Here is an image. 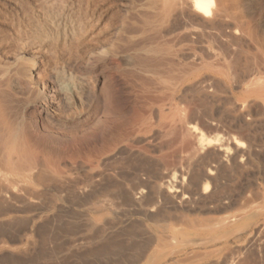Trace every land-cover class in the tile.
<instances>
[{"label":"rangeland","instance_id":"obj_1","mask_svg":"<svg viewBox=\"0 0 264 264\" xmlns=\"http://www.w3.org/2000/svg\"><path fill=\"white\" fill-rule=\"evenodd\" d=\"M69 1L0 0V170L21 174L35 190L14 200L19 206L11 202L17 208L0 203V264H150L149 256L162 257L156 264H264V216L217 232L182 224L206 228L261 204L264 0H220L225 13L212 19L216 29L198 19V34L187 21L173 25L174 5L72 0L77 19L102 21L101 34L39 44V16L64 12ZM61 71L83 82L81 105L59 96L54 75ZM218 138L231 153L237 144L252 147L255 157L246 170L219 169L215 198L226 204L216 209L190 194L204 158L215 166ZM183 180L192 184L180 189L184 197H194L186 207L170 195L176 187L166 190Z\"/></svg>","mask_w":264,"mask_h":264},{"label":"bare ground","instance_id":"obj_2","mask_svg":"<svg viewBox=\"0 0 264 264\" xmlns=\"http://www.w3.org/2000/svg\"><path fill=\"white\" fill-rule=\"evenodd\" d=\"M44 1V0H43ZM96 0H88V2L90 3V2H95ZM226 1V0H225ZM78 2V1H77ZM236 2H238V1H236ZM47 3H50V2H47ZM47 3H45V4H47ZM133 3V2H132ZM16 4V3H15ZM74 3H73V1L72 0H70L69 1V4H68V6H67V8H66V10H64V12H60V13H54V12H50L49 10H48V13H46V11H45V13H42V15L41 16H39V22H38V26H37V28H38V30H39V34H37V35H39L40 37L38 38V39H40V42H39V44H44V43H49L50 42V40H52L53 38H60V37H62V38H95V37H98L100 34H101V31H100V24L102 23V21H101V23H100V21H97V22H95L94 24H93V19H91V20H84V21H81V20H79V19H77V17H75L74 15V5H73ZM96 4V3H95ZM136 5H137V3H135ZM134 4V5H135ZM52 5V4H51ZM79 5V4H78ZM139 5V4H138ZM172 5H174V8H175V10H174V13H173V19H172V23H173V25L176 27V26H179V24H182L184 21H187L188 23H190L191 25H195L196 23V21H198V19H201V21L203 20L206 24H207V26L209 25H211V23H212V19H215V18H221L223 15H224V13H225V9H224V7H223V4H222V2L220 1V0H143V2H142V5H141V8H152V9H157V8H159V7H161L160 9H166V8H168V7H170V6H172ZM240 5H241V3H240ZM37 5L35 4V7H36ZM132 6H133V4H132ZM50 7V6H49ZM130 7V6H129ZM238 7V6H237ZM34 8V7H33ZM47 8V7H46ZM89 8H92V7H89ZM88 8V9H89ZM134 8V7H133ZM132 8V9H133ZM140 8V7H139ZM140 8V9H141ZM38 9V8H37ZM45 9V8H44ZM48 9V8H47ZM52 9H53V7H52ZM59 9V8H58ZM64 9V8H63ZM96 9V8H95ZM139 9V10H140ZM171 9V10H172ZM41 10V9H40ZM39 10V11H40ZM43 10V9H42ZM138 9H136L135 11H137ZM170 10V9H169ZM32 11H33V9H32ZM31 11V12H32ZM44 11V10H43ZM42 11V12H43ZM55 11V10H54ZM59 11H62V10H59ZM80 11V10H79ZM131 11V10H130ZM129 11V12H130ZM132 11H134V10H132ZM164 11V10H163ZM31 12H30V14H31ZM41 12V11H40ZM56 12V11H55ZM77 12V11H76ZM160 12V11H159ZM81 13V12H80ZM88 13V12H87ZM90 13V12H89ZM88 13V16L89 15H91V14H89ZM93 13V12H92ZM134 13V12H133ZM145 13H147V12H145ZM29 14V15H30ZM36 14V13H35ZM137 14V13H136ZM162 14V13H161ZM169 14V13H168ZM23 15V14H22ZM78 15V14H77ZM85 15H87V14H85ZM96 15V14H95ZM129 15H130V13H129ZM138 15V14H137ZM136 15V16H137ZM148 15H150V14H148ZM163 15V14H162ZM166 15H167V13H166ZM82 16V15H81ZM25 17V16H24ZM27 17H31V16H27ZM85 17V16H84ZM87 17V16H86ZM147 17V16H146ZM234 17V16H233ZM80 18V17H79ZM88 18V17H87ZM86 18V19H87ZM138 18H140V17H138ZM149 18V17H148ZM166 18V17H165ZM223 18V17H222ZM226 18H228V15H227V17ZM230 18V17H229ZM35 19V18H34ZM82 19H83V17H82ZM88 19H90V18H88ZM142 19V18H141ZM147 19V18H146ZM145 19V20H146ZM152 19V18H151ZM150 19V20H151ZM169 19V18H168ZM22 20H23V18H22ZM31 20H33V18L31 19ZM38 20V19H37ZM150 20H147V21H150ZM36 21V20H35ZM96 21V20H95ZM153 21H155V20H153ZM200 21V22H201ZM24 22H25V20H24ZM27 22V21H26ZM29 22V21H28ZM104 22V21H103ZM107 22V21H106ZM124 22V21H123ZM128 22V21H127ZM133 22V21H132ZM33 23V22H32ZM32 23H31V25H32ZM134 23V22H133ZM147 23V22H146ZM171 23V22H170ZM218 23V22H217ZM220 23V22H219ZM229 23V22H228ZM83 24L86 26L85 27V30H82V27H83ZM35 25V24H34ZM186 25V24H185ZM202 25H204L203 23H202ZM216 25V24H215ZM35 26V27H36ZM183 26V25H182ZM213 26H214V23H213ZM218 26V25H217ZM220 26V25H219ZM224 26V25H223ZM226 26V25H225ZM18 27V26H17ZM192 27H195V30H196V27H198L197 25H195V26H192ZM199 27H201V26H199ZM203 27V26H202ZM201 27V28H202ZM211 27V26H210ZM19 28V27H18ZM21 28V27H20ZM23 28V27H22ZM102 28V27H101ZM104 28V27H103ZM172 28V27H171ZM177 28V27H176ZM203 28H205V27H203ZM211 28H214V27H211ZM218 28V27H217ZM222 29H223V27H221ZM221 28H220V30H221ZM24 29H26V28H24ZM28 29V28H27ZM26 29V30H27ZM84 29V28H83ZM107 28H105V30H106ZM182 29V28H181ZM190 29V28H189ZM210 29V28H209ZM214 29H216V28H214ZM224 29H226V28H224ZM232 29H234V28H232ZM178 30V29H177ZM192 30V29H191ZM194 30V31H195ZM201 30V29H200ZM231 30V29H230ZM240 30V29H239ZM27 31H29V30H27ZM26 31V32H27ZM211 31H212V29H211ZM213 31H215V30H213ZM14 32V31H13ZM22 32V31H21ZM29 32H31V31H29ZM103 32V31H102ZM198 31L196 30V34H198L197 33ZM202 32V31H201ZM207 32V31H206ZM218 32V31H217ZM17 33V32H16ZM25 33V32H24ZM191 33V32H190ZM195 33V32H194ZM220 33V32H219ZM18 34H19V32H18ZM17 34V35H18ZM26 34H29V33H26ZM32 34H34V33H32ZM218 34V33H217ZM221 34V33H220ZM228 34V33H227ZM226 34V35H227ZM13 35H14V33H13ZM25 35V34H24ZM30 35V34H29ZM120 35V34H119ZM123 35V34H122ZM201 35V34H200ZM222 35V34H221ZM220 35V36H221ZM231 35V34H230ZM9 36V35H8ZM35 36V35H34ZM116 36H118V35H116ZM195 36V35H194ZM206 36V35H205ZM229 35H227V37H228ZM14 37V36H13ZM22 37V36H21ZM25 37V36H24ZM30 37V36H29ZM32 38H34L33 36H31ZM37 37V36H36ZM197 37V36H196ZM230 37V36H229ZM11 38V37H10ZM14 39V38H13ZM19 40H20V38H18ZM17 39V40H18ZM23 39V38H22ZM21 39V40H22ZM27 39H28V37H27ZM9 40V39H8ZM70 40V39H69ZM78 40V39H77ZM87 40V39H86ZM12 41H14V40H12ZM63 41V40H62ZM72 41V40H71ZM71 41H69V42H71ZM76 41V40H75ZM89 41V40H88ZM26 42V41H25ZM34 42V41H33ZM76 42H78V41H76ZM93 42V41H92ZM95 42V41H94ZM17 43V42H16ZM22 43V42H21ZM60 43V42H59ZM58 43V44H59ZM63 43V42H62ZM72 43V42H71ZM81 43V42H80ZM83 43V42H82ZM25 44V43H24ZM30 44H32V43H30ZM37 44V43H36ZM52 44V43H51ZM50 44V45H51ZM53 44H55V43H53ZM57 44V43H56ZM65 43H63V45H64ZM89 44V43H88ZM19 45H21V47L22 46H24V45H22V44H19ZM26 45V44H25ZM35 45V44H34ZM32 46V45H31ZM30 46V47H31ZM71 46V45H70ZM77 46V45H76ZM38 47V46H37ZM40 47V46H39ZM33 48V49H31L30 51H31V53H34L35 54V52L38 50V49H40V48ZM50 48H51V46H49ZM22 49V48H21ZM22 52V51H21ZM21 52H19V53H21ZM25 53H27V52H25ZM29 53V52H28ZM45 53V52H44ZM45 55V54H44ZM17 57V56H16ZM20 57V56H19ZM24 57V56H23ZM25 58V57H24ZM35 58V57H34ZM38 58V57H37ZM36 58V59H37ZM14 60V59H13ZM19 60V59H18ZM28 60V59H27ZM12 61V60H11ZM19 61H21V60H19ZM39 61V60H38ZM5 63H6V61H4ZM30 62V61H29ZM35 62V61H34ZM10 63V62H9ZM17 64H18V62H17ZM1 65V64H0ZM23 65V64H22ZM26 65V64H25ZM2 66V65H1ZM14 66H16V65H14ZM21 67V66H20ZM22 68V67H21ZM1 69V68H0ZM64 69V68H63ZM5 70V69H4ZM13 70V69H12ZM11 70V71H12ZM24 70V69H23ZM26 70V69H25ZM58 70V69H57ZM7 71V70H6ZM5 71V72H6ZM16 71V70H15ZM14 74V73H13ZM9 75V74H8ZM19 75V74H18ZM31 75V74H30ZM52 75V74H51ZM20 76V75H19ZM37 76V75H36ZM39 76V75H38ZM5 77V73H3V71H0V81L2 80V78H4ZM7 78V77H6ZM22 78H24V76L22 77ZM79 78V77H78ZM21 79V78H20ZM36 79V78H35ZM45 79V78H44ZM33 80V79H32ZM34 81V80H33ZM36 81V80H35ZM86 81V80H85ZM5 82V81H4ZM54 82H55V85L56 86H54L55 87V89L57 88V90H58V94H59V96L62 98V100L63 101H65L66 103H78L79 102V104L81 105V103H80V100L82 99V96H83V94H84V89H83V87L84 86H82L83 85V82H81L80 80H78V79H76L71 73H69V72H65V71H61V72H57L55 75H54ZM2 83V82H1ZM0 83V85H1V88H3L2 87V85H3V83L1 84ZM206 83V82H205ZM32 84H33V82H32ZM35 84V83H34ZM33 84V85H34ZM37 86V85H36ZM31 87H33V86H31ZM34 88H35V86H34ZM37 88V87H36ZM87 88V87H86ZM219 89V88H218ZM223 89V88H222ZM221 89V90H222ZM1 91V90H0ZM1 96V95H0ZM2 97V96H1ZM9 101V100H8ZM82 102H84V100L82 101ZM232 103V102H231ZM77 106H78V104H77ZM237 107V106H236ZM232 108V107H231ZM262 110V109H261ZM244 112H245V109H244ZM261 112V111H260ZM263 112V111H262ZM262 117H264V114H263V116ZM242 123V122H241ZM248 125V124H247ZM259 125V124H258ZM247 127V126H246ZM248 128V127H247ZM251 128V127H250ZM255 128V127H254ZM262 128V127H261ZM249 131V130H248ZM255 134V133H254ZM250 135V134H249ZM264 135V134H263ZM201 137V136H200ZM241 137V136H240ZM250 137V136H249ZM202 138H204V137H202ZM255 139V138H254ZM206 140V139H205ZM218 140L221 142L222 140L221 139H219L218 138ZM217 140V141H218ZM224 140V139H223ZM248 140V139H247ZM214 141H215V139H214ZM218 141V142H219ZM249 141V140H248ZM254 141V140H253ZM258 141H260V140H258ZM205 142V141H204ZM212 142V141H211ZM219 142V143H220ZM224 142V141H223ZM223 142H221L222 143V145L223 144H225V142L223 143ZM256 142V141H255ZM261 142H263L262 140H261ZM208 143H209V141H208ZM213 143V142H212ZM217 143V142H216ZM221 143H220V145H221ZM231 142L229 141V144H230ZM243 143H244V141H243ZM246 143V142H245ZM248 143V142H247ZM246 143V144H247ZM249 143H250V141H249ZM257 143V142H256ZM260 143V142H259ZM210 144V143H209ZM228 144V145H229ZM252 144V143H251ZM219 145V144H218ZM215 146L214 147V151H213V158H215L214 160H215V166H212L211 165V163H212V159L211 158H208V160L206 161V158H204L205 159V164H204V166L203 167H200L201 169H202V171L203 172H201V174H200V176H199V178L197 179V182H196V184L195 183H193V184H195V192L193 193V194H190L191 196H196L197 198H194V197H191V201H192V198H194V199H198V200H204L205 202L207 201V202H211V204H214L215 202H216V209H218V208H221V207H224V205L226 204L225 202H223L224 201V199H219L218 201H216V189H217V178H218V176H221V174H222V172H221V174L220 175H218V173H219V169L220 168H229V169H234L235 171H238V170H246L245 168L247 167V165H249L250 164V162H251V160H250V162H249V157H250V155L252 154V151H254V149H252V147H248V148H246V146H243V145H241V144H237V147L235 146L234 148L236 149V151H235V149L233 150V152L234 153H231L230 152V149L228 148V149H226V148H224V145L223 146ZM227 145V144H226ZM235 145V144H234ZM245 145V144H244ZM254 145V144H253ZM202 146V145H201ZM204 146H205V144H204ZM203 146V147H204ZM249 146V145H248ZM210 147V146H209ZM226 147V146H225ZM227 147H230V146H227ZM257 147V146H256ZM260 147H262V146H260ZM232 148H233V146H232ZM231 148V149H232ZM257 148H259V146L257 147ZM203 149V148H202ZM256 149V148H255ZM205 150H206V148H205ZM211 151V150H210ZM256 151V150H255ZM258 151H259V149H258ZM257 153V152H256ZM255 153V154H256ZM261 154H263V153H260V155ZM207 155V154H206ZM264 156V155H263ZM251 157H255V155L254 156H251ZM250 157V158H251ZM197 159H198V156H197ZM196 159V161H198ZM210 159V160H209ZM264 159V158H263ZM202 161V160H201ZM257 161H258V159H257ZM264 161V160H263ZM194 162V161H193ZM203 162V161H202ZM207 162V163H206ZM259 162V161H258ZM262 163V162H261ZM195 164H196V162H195ZM2 165V164H1ZM184 167V166H183ZM196 167H197V165H196ZM199 167V166H198ZM197 167V168H198ZM2 169H3V167H2ZM0 170V203H1V206L4 204H9V203H13L14 205H17V203L15 204L14 203V200H18L19 199V201H20V198L23 196V195H25V194H27V193H30V191L32 192V191H35V190H33L34 189V187L32 186V184H30L29 182H28V180L26 179V178H24V177H21V174H18V175H20V177L19 176H13V175H10L9 173H6V172H3V170ZM200 169V170H201ZM236 169H238V170H236ZM259 169H260V167H259ZM5 170H7V169H5ZM192 170V169H191ZM249 170V169H248ZM250 170H252V169H250ZM257 170V169H256ZM184 171V170H183ZM196 171H199V169L198 170H196ZM186 172V171H185ZM233 172V171H232ZM231 172V173H232ZM249 172V171H248ZM257 172V171H256ZM36 173V172H35ZM167 173V172H166ZM182 173H184V172H182ZM192 173H194L193 171H192ZM191 173V174H192ZM198 173H200V172H198ZM235 173V172H234ZM239 173V172H238ZM242 173V172H241ZM253 173H254V170H253ZM16 174V173H15ZM25 174V173H24ZM24 174H23V176H24ZM168 174V173H167ZM26 175H29V174H27L26 173ZM169 175V174H168ZM183 175H185V174H183ZM223 175H226V174H224L223 173ZM252 175V174H251ZM262 175V174H261ZM30 176H31V174H30ZM29 176V177H30ZM41 176H44V173L42 172V174H41ZM47 175H45V177H46ZM162 176V175H161ZM160 176V177H161ZM231 176H232V174H231ZM235 176V175H234ZM26 177V176H25ZM45 177H42V181H44L43 180V178H45ZM47 177H49V176H47ZM258 177V176H257ZM28 178V177H27ZM163 178V177H162ZM165 178V177H164ZM192 179H193V177H191ZM256 178V177H255ZM29 179V178H28ZM31 179V178H30ZM33 179H34V176H33ZM67 179V178H66ZM251 179H253L252 177H251ZM251 179H250V181H251ZM188 180V179H187ZM194 180H196V179H194ZM194 180H192L193 182H194ZM221 180H223V179H221ZM221 180H219V181H221ZM254 180V179H253ZM252 180V181H253ZM258 180V179H257ZM42 181H39V183H41ZM47 182L49 181V180H46ZM46 181H44V182H42V183H45ZM36 182H38V180L36 179ZM47 182L44 184V185H47ZM171 182V181H170ZM258 182V181H257ZM256 182V183H257ZM50 183V181L48 182V185H51V183ZM59 183V182H58ZM160 183V182H159ZM166 183V182H165ZM177 183V182H176ZM219 183V182H218ZM255 183V184H256ZM36 184V183H35ZM38 184V183H37ZM171 184V185H170ZM170 184H168L167 185V187H166V190H169L170 189V187H172V188H175L176 187V190H173V191H170L169 193H170V195L172 196V198L174 199V200H178L177 202H179V203H183V202H189V200H190V197H184V195L185 194H183L182 193V191L180 190V189H184V187H185V185L187 184H185V180H183V182H181V183H178V185L177 186H172V183H170ZM245 184V183H244ZM254 184V183H253ZM261 184V183H260ZM174 185V184H173ZM176 185V184H175ZM187 185H189V186H191L192 184H191V181L189 182V184H187ZM258 186H259V184H257ZM54 186V185H53ZM189 186H187V189H189ZM248 186H250V185H248ZM44 187H46V186H44ZM141 187V186H140ZM156 187V186H155ZM221 187V186H220ZM251 187V186H250ZM259 187H261V186H259ZM191 188H193V187H191ZM222 188V187H221ZM244 188V187H243ZM257 189V188H256ZM37 190V189H36ZM185 190H186V187H185ZM184 190V191H185ZM248 190V189H247ZM255 190V189H254ZM261 190H263V189H261ZM163 191V190H162ZM187 191V190H186ZM220 191V190H219ZM250 191V190H249ZM256 192H258V191H255L254 193H256ZM263 192V191H262ZM34 193V192H33ZM33 193H30V195L31 194H33ZM36 193V192H35ZM144 193L145 192H143V191H141V192H139V196H145L144 195ZM164 193V192H163ZM185 193V192H184ZM189 193H192V192H188L187 194H189ZM223 193H224V191H223ZM246 193V192H245ZM249 193V192H248ZM38 194V192L36 193V195ZM225 194V193H224ZM247 194V193H246ZM259 194H260V192H259ZM34 195V194H33ZM39 195V194H38ZM137 195V194H136ZM232 195V194H231ZM240 195H241V193H240ZM251 195V197L253 196L252 194H250ZM139 196H137V197H139ZM170 196V197H171ZM188 196V195H187ZM226 196V195H225ZM244 196V195H243ZM31 197V196H30ZM223 198H224V196H222ZM134 198H136V197H134ZM169 198V197H168ZM236 198V197H235ZM246 198V197H245ZM253 198V197H252ZM257 198H259L258 197V195H257ZM29 199H31V198H29ZM37 199V198H36ZM140 199V198H139ZM194 199H193V201H194ZM229 199H231V198H227V200H229ZM249 199V198H248ZM247 199V200H248ZM251 199V198H250ZM259 199H261V198H259ZM13 200V201H12ZM33 200V199H32ZM141 200V199H140ZM195 200V201H196ZM232 200V199H231ZM237 200V199H236ZM241 200V199H240ZM245 200V199H244ZM253 200V199H252ZM19 201H18V203H19ZM136 201V200H135ZM204 201H203V203H204ZM242 201H243V199H242ZM251 201V200H250ZM249 200H248V202H250ZM27 202V201H26ZM163 202H164V200H163ZM173 202V201H172ZM196 202H198V201H196ZM195 202V203H196ZM229 202V201H228ZM230 202H232V201H230ZM253 202V201H252ZM255 202H256V200H255ZM11 203V204H12ZM233 203V202H232ZM237 202H235L234 204H236ZM245 203V202H244ZM243 203V204H244ZM247 203V202H246ZM245 203V204H246ZM12 204V205H13ZM23 204V203H22ZM177 204V203H176ZM175 204V205H176ZM207 204V203H206ZM210 204V203H209ZM210 204V205H211ZM255 204V203H254ZM13 205V207H16L17 208V206H19V204L17 205V206H14ZM26 205V204H25ZM156 205H157V203H156ZM160 205V204H159ZM195 205V204H194ZM194 205H193V207H194ZM27 206V205H26ZM154 207H155V205H153ZM161 206V205H160ZM160 206H156L157 207V210H158V207H160ZM182 206H184L183 204H182ZM186 206H188V205H186ZM186 206H184V207H186ZM190 206V205H189ZM198 206H200V205H198ZM207 206V205H206ZM234 206V205H233ZM241 205L239 204V207H240ZM247 206V205H246ZM248 206H249V204H248ZM3 207V206H2ZM6 209H7V207L6 206H4ZM181 207V206H180ZM229 207V206H228ZM236 207V206H235ZM234 207V208H235ZM238 207V206H237ZM1 208V207H0ZM9 208V207H8ZM15 208V209H16ZM175 208V207H174ZM199 208V207H198ZM233 208V209H234ZM5 209V210H6ZM15 209H14V211H15ZM18 209H19V207H18ZM18 209H16V210H18ZM20 209H21V207H20ZM156 209V208H155ZM155 209H152V211H154ZM177 209V208H176ZM178 209H180L181 210V208H178ZM188 209V208H187ZM208 209H212V208H210L209 206H208ZM22 210V209H21ZM196 210V209H195ZM7 211V210H6ZM19 211V210H18ZM194 211V210H193ZM228 210H226V212H227ZM158 212V211H157ZM178 212V211H177ZM176 212V213H177ZM216 212V211H215ZM235 212V211H234ZM9 213V212H8ZM8 213H7V215H8ZM172 213H174V212H172ZM182 213V212H181ZM195 213H197V212H195ZM204 213V212H203ZM217 213V212H216ZM225 213V212H224ZM15 214V213H14ZM183 214V213H182ZM168 215V214H167ZM172 215V214H171ZM176 215V214H175ZM186 215V214H185ZM174 216V215H173ZM192 216V215H191ZM262 216H264V195H263V197H262V201H261V204L259 205V206H256V207H248V208H245V207H242V208H237V211H236V213H234L233 215H231V216H226V217H224V218H219L218 220H213V222H212V224L209 226V227H206L205 228V226L204 227H201V226H195L193 223H190V222H187V223H185L184 221H182L181 219H179V220H181V223L182 222H184V223H182V224H184V226H185V228L186 229H188V230H190V231H200V230H202V229H204V230H206V231H208V232H217V231H219V230H221L222 228H224V227H227V226H230V225H232L233 223H237V221H239V220H255V219H257V218H259V217H262ZM165 217H169V216H165ZM174 217H176V216H174ZM178 217H179V215H178ZM170 218V217H169ZM185 218V217H184ZM218 218V217H217ZM193 219V218H192ZM195 219V218H194ZM193 219V220H194ZM213 219V218H212ZM211 219V220H212ZM263 219V218H262ZM261 219V220H262ZM187 220H189L188 218H187ZM197 220H198V218L197 219H195V221L197 222ZM260 220V221H261ZM264 220V219H263ZM167 221H168V219H167ZM177 221H178V219H177ZM199 221V220H198ZM200 222H201V220H200ZM245 223V222H244ZM163 224H165V223H163ZM174 224H175V222H174ZM202 224V223H201ZM176 225V224H175ZM197 225V224H196ZM204 225V224H203ZM254 225H256V224H254ZM254 225H253V227H254ZM176 226H178V225H176ZM179 227V226H178ZM235 227V226H234ZM239 227H242V226H239ZM263 227V226H262ZM169 228H170V226H169ZM168 229V228H167ZM255 229V228H254ZM233 230H235V228L233 229ZM259 230V229H258ZM164 231V230H163ZM255 231V230H254ZM261 232H264V231H261ZM256 233V232H255ZM196 234V233H195ZM198 234V233H197ZM170 235V234H169ZM211 235V234H210ZM224 235V234H223ZM225 235H227V234H225ZM261 235V234H260ZM262 235H263V233H262ZM161 236V235H160ZM168 236V235H167ZM219 236V235H218ZM258 236V235H257ZM150 237V236H149ZM171 237V236H170ZM221 237V236H220ZM166 238L167 237H164L163 239L164 240H166ZM197 238V237H196ZM199 238V237H198ZM169 239V238H168ZM171 239V238H170ZM221 240H223V239H221ZM208 241V240H207ZM217 241V240H216ZM262 241V240H261ZM150 242V241H149ZM173 242V241H172ZM165 243V242H164ZM232 243V242H231ZM174 245H175V243H173ZM189 243H187V245H188ZM219 244V243H218ZM166 245V244H165ZM182 245H184V243L182 244ZM215 245V244H214ZM231 245V244H230ZM180 246H181V244H180ZM216 246V245H215ZM253 247V246H252ZM225 248V247H224ZM260 249V248H259ZM208 250V249H207ZM206 250V251H207ZM232 251V250H231ZM173 252V251H172ZM213 252V251H212ZM192 253V252H191ZM215 253V252H214ZM258 253H259V251H258ZM156 254V253H155ZM167 254V253H166ZM165 254V255H166ZM201 254V253H200ZM199 254V255H200ZM168 255V254H167ZM202 255V254H201ZM204 255H206L205 253H204ZM214 255V254H213ZM140 256V255H139ZM160 256V255H159ZM150 257V264H156L158 261H159V259H161V258H159L158 256L156 257V256H149ZM186 257V256H185ZM193 257V256H192ZM216 257V256H215ZM135 258V257H134ZM182 259V258H181ZM240 259V258H239ZM250 259V258H249ZM201 260V259H200ZM226 260V259H225ZM227 260H228V258H227ZM252 260V259H251ZM189 262H191V261H189ZM201 262H202V260H201ZM232 262H234V261H232ZM231 262V263H232ZM240 263L242 262V261H239ZM224 264H225V262H223ZM240 263H238V264H240ZM243 263H244V261H243ZM242 263V264H243ZM172 264V263H171ZM219 264V263H218ZM229 264V263H228ZM236 264H237V262H236ZM249 264V263H248ZM256 264V263H255Z\"/></svg>","mask_w":264,"mask_h":264}]
</instances>
